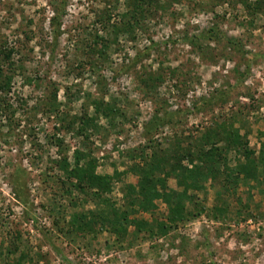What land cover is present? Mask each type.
<instances>
[{"label":"rangeland","instance_id":"374dc122","mask_svg":"<svg viewBox=\"0 0 264 264\" xmlns=\"http://www.w3.org/2000/svg\"><path fill=\"white\" fill-rule=\"evenodd\" d=\"M154 1L136 24L123 1L0 0V50H14L0 93V264H264V0ZM231 128L255 156L225 196L210 177L181 188L155 174L162 194L187 191L171 223L163 197L147 210L130 194L142 160L167 166L171 150L207 137L224 148ZM76 152L113 179L95 191L104 201L125 212L138 200L125 235L68 230L97 208L63 185ZM228 159L233 174L247 166Z\"/></svg>","mask_w":264,"mask_h":264},{"label":"trees","instance_id":"16d2710c","mask_svg":"<svg viewBox=\"0 0 264 264\" xmlns=\"http://www.w3.org/2000/svg\"><path fill=\"white\" fill-rule=\"evenodd\" d=\"M116 1L126 3L129 10L128 14H130V17L134 19L136 24L144 22L149 17V11H151L152 5L156 3L154 0ZM13 51L7 49L0 50L3 58L0 59V93L2 95H6L11 89L12 80L5 78L4 65L11 62ZM156 81H159V78ZM162 126L163 124H160L157 120L150 122L145 128L144 136L146 138L149 136L154 138L155 133ZM227 130L226 137L228 144L224 148L220 147L219 143L216 144L217 142L211 141L207 137L206 143L202 146L198 144L189 146L186 149L180 145L174 150H171L169 155L171 158L167 159V166L164 165L165 160L163 162L155 159L149 162L142 160L143 165L140 163L136 164V170L139 171L137 173L143 179L138 184L139 190L130 188V194H132V189L135 191V194L140 195L144 199V202H141V207L147 210L154 208L153 200L163 197L171 210V223L176 222L178 217L182 215L185 209L187 191L184 189L185 192L182 193L162 194L158 189L161 188L165 192L166 188L164 184L166 181L163 178H157L155 174H160L165 178L171 177L172 175L181 188L186 187L183 183L184 178L185 180L189 179V177L193 179L195 174L197 176L210 177L216 183V186L220 187L221 195L225 196L224 194H227L231 188L239 183L241 175L251 171L248 169H250L249 166L254 164L253 158L255 156V152L249 149L248 141L244 140V137L240 135L239 131L233 130L232 128ZM153 138L150 139V142L153 141ZM207 148H210V150L207 151ZM230 151H235L247 164V166L245 164L239 166L238 168L240 169L237 174H233L235 170L230 166L228 159ZM262 152L264 153V146ZM179 155H181V160L175 158V156L178 157ZM74 156L73 164L65 160L60 165V169L64 174L63 185L68 186L67 195L70 197L71 202L74 197L73 195L87 196L89 198L85 199L84 203H95L97 208L95 211H88L85 214H73L68 223V230L77 234H90L93 231L102 232L111 228L113 230L112 233L118 237L125 235L130 224L138 223L135 220L129 219V215L134 210V206L138 200H130L126 204L125 212H121L120 209L112 207L108 201H104L105 196L95 191L108 193L111 189L113 179L109 176H100L95 173L96 162L90 154L86 155L84 152H76ZM184 161H187L188 165L193 166V168L184 167L182 164ZM171 168V172H168ZM250 173H254V171ZM162 227L164 230L167 228V226ZM16 244H18L17 241L10 242V245H8L10 248L7 249L8 255H15L19 251L18 245ZM4 247L5 245L3 244L1 246L2 250ZM24 259L25 257L22 256L20 260L22 261Z\"/></svg>","mask_w":264,"mask_h":264}]
</instances>
